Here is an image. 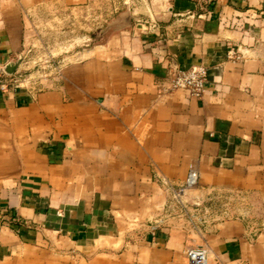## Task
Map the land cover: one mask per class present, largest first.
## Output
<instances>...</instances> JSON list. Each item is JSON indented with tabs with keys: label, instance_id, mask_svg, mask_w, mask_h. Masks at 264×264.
<instances>
[{
	"label": "crops",
	"instance_id": "obj_1",
	"mask_svg": "<svg viewBox=\"0 0 264 264\" xmlns=\"http://www.w3.org/2000/svg\"><path fill=\"white\" fill-rule=\"evenodd\" d=\"M103 1L0 0V63L35 47V15ZM119 8L101 43L64 58L56 90L0 102V264H187L196 250L264 264V0ZM173 68L207 72L202 99L160 96ZM165 184L245 205L177 223Z\"/></svg>",
	"mask_w": 264,
	"mask_h": 264
},
{
	"label": "built area",
	"instance_id": "obj_2",
	"mask_svg": "<svg viewBox=\"0 0 264 264\" xmlns=\"http://www.w3.org/2000/svg\"><path fill=\"white\" fill-rule=\"evenodd\" d=\"M125 1L122 0V2ZM35 53L34 47H30L13 61L5 64L0 63V102L8 96H12L14 99L22 96L33 99L42 93L56 90L61 84L64 60H59L48 54L46 57L43 56L44 60L41 63L36 65L33 58ZM229 57L232 60H238L231 52ZM207 80V72L202 68L187 71L173 68L158 86V93L162 97L180 93L191 99L200 100L204 96ZM207 138H212V135H208ZM165 186L171 194L173 208L178 209H173V212H170V219L177 223H186L197 227L217 224L221 222L217 219L221 213L227 220L233 218L225 215L227 204H223L227 203V198L232 200L231 202L243 203L238 196L205 194L201 199H197L193 196L195 190L188 184L174 186L165 184ZM196 207H199L197 210L201 211L194 217L197 210L194 211L193 208ZM218 207L222 211L213 215V208ZM155 225L160 228L161 223ZM6 227L14 232H19L22 229L20 221L16 219L6 223ZM186 261L187 264H206L207 252L203 250L189 251L186 254Z\"/></svg>",
	"mask_w": 264,
	"mask_h": 264
},
{
	"label": "rangeland",
	"instance_id": "obj_3",
	"mask_svg": "<svg viewBox=\"0 0 264 264\" xmlns=\"http://www.w3.org/2000/svg\"><path fill=\"white\" fill-rule=\"evenodd\" d=\"M121 4L122 0H104L96 10H88L84 14H78L75 11L53 10V12L45 11L35 15L32 19V28L36 35L38 34L37 38L34 39V51L36 53L33 58L36 65L41 63L48 54L59 60H64L66 56L77 53L80 49L101 43L113 32L114 22L118 16L125 13L119 8ZM227 199V203L223 204H227L225 215L230 218L235 217L236 211L243 208L245 203L231 202L232 200ZM174 209L178 210L177 208ZM193 209L196 211L199 207ZM200 211L197 210L194 217ZM221 211L220 207L213 208L212 214ZM217 219L227 220L222 213Z\"/></svg>",
	"mask_w": 264,
	"mask_h": 264
}]
</instances>
